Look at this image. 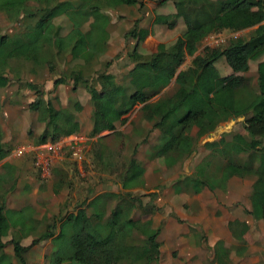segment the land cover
I'll use <instances>...</instances> for the list:
<instances>
[{
	"label": "trees",
	"instance_id": "1",
	"mask_svg": "<svg viewBox=\"0 0 264 264\" xmlns=\"http://www.w3.org/2000/svg\"><path fill=\"white\" fill-rule=\"evenodd\" d=\"M73 1L0 0V12L10 21L21 24V20L23 23L27 20L19 32L0 34V88L7 87L12 79L7 73H12L13 61L20 63L24 60L32 68L43 65L52 68L55 54H49L44 48V41L52 32L55 36L60 34L62 25H55L54 20L64 15L69 30L63 35L62 50L73 41V28L83 31L85 43H75L71 47V67L68 73L56 77L52 84L57 87L71 81L73 90L80 85L87 90L92 103L89 135L97 136L105 130L115 134L117 126L124 124L134 106L141 103L139 115L150 124L149 131L161 128V142L153 149L151 156L160 159L165 166L172 167L186 155L181 150V144L204 113L215 115L210 124L211 129L230 118L243 117V128L249 139L236 133L231 141L220 137L204 143L212 155L217 156V174L207 173L206 180L196 176L179 179L175 191L179 192L178 184L181 182L189 192L199 193L204 187L210 190L224 188L234 176L254 177L248 213L264 221V59H261L264 55V22L258 24L246 39L235 37L223 46L205 45L199 54H195L204 38L225 28L220 16L232 12L230 26L239 30L238 15L252 14V9L257 6L264 9V0H235L232 3L226 0H175L176 12L157 15L154 23H162L172 29L177 20L181 19L185 26L181 36L169 46L159 43L154 52L147 53L140 47L147 32H132L137 39L129 57L135 64L128 72L127 86L120 84L115 75L107 72L109 61L104 63L102 69H96L95 63L100 62V55L108 41L110 17L105 9L135 5L139 0ZM33 20L40 21L43 26L33 24ZM210 23H213L212 29L208 27ZM186 55L192 58L187 67L179 70ZM220 59L231 70L227 75H221L217 68ZM93 62L94 66H91ZM251 63H255V85L244 75L252 67ZM89 68L94 70L95 75L91 80L84 73ZM14 74L19 80V74ZM172 79V93H163L156 100L150 101ZM26 86L35 93V98L27 107L36 113L38 123L42 124L39 135L31 138L32 144L47 141L55 143L80 130L73 112L56 108L50 99L44 97L45 91L37 83L27 81ZM193 93H199L202 101L195 103L191 98ZM74 107L76 111L82 109L79 102H75ZM130 124L134 126L133 121ZM31 133L32 129H27L26 134ZM3 136L0 126V161L10 153L6 142H3ZM106 137L98 136L94 145H102ZM144 141L146 137L140 140ZM140 142L135 143L133 153L120 174L125 192L105 191L93 195L75 211L60 219L56 235L53 231L55 225H50L48 230L33 238L27 246L22 245L18 239L10 240L9 244L18 262L27 264L25 254L30 248L40 240L51 238L53 249L48 255L49 264H159L161 243L158 236L161 227L155 226L151 218L142 221L138 231L133 225L132 211L142 205L137 204L139 199L133 196L131 190L145 185V168L136 157ZM234 143L249 148L247 158L242 160L236 157L232 148ZM95 155L99 159L105 157L108 160H101L103 163L116 166L109 153L95 150ZM58 187L55 185L54 192H58ZM155 194L151 193V196ZM115 199L118 201L111 210L114 220L111 224L104 217L109 204ZM153 207L149 204V209L145 206L142 210L145 214H152ZM8 229L4 206L0 205V239ZM229 229L238 243L245 244L244 234L249 229L246 222L233 219ZM245 250L244 247H236L237 254H243ZM213 252L214 264H232L229 248L222 240L214 244ZM5 257L4 252L0 253V264H11L4 261Z\"/></svg>",
	"mask_w": 264,
	"mask_h": 264
},
{
	"label": "rangeland",
	"instance_id": "2",
	"mask_svg": "<svg viewBox=\"0 0 264 264\" xmlns=\"http://www.w3.org/2000/svg\"><path fill=\"white\" fill-rule=\"evenodd\" d=\"M174 1L171 0L173 4ZM105 11L110 17L107 27L108 41L105 50L100 55V62L95 63V68L102 69L104 63L109 61L110 65L107 69L115 76L124 73V78L127 76L125 72L131 67L130 50L136 44L135 37L129 30L132 27L130 17L129 15L116 17L119 11L117 8H107ZM252 11V14L238 15L239 31L230 26L233 20L232 12L220 16L225 28L204 38L195 54H199L205 45L223 46L235 37L243 39L249 37L252 28L264 22L263 8L257 6ZM26 21L23 23L21 20V24H18L10 21L4 13L0 12V34H15L21 30ZM54 21L55 25H62L60 34L55 36L52 32L44 41V48L49 51V54H55L52 68L46 65L32 68V65L24 60L20 63L13 61L11 63L12 73H7L12 79L7 87L0 88V120L7 122L4 130L7 139L5 144L11 151L17 145L31 142V138L37 137L42 130V124L38 123L36 113L27 107L28 103L35 98L34 91L26 86L27 81L37 83L45 91L44 97L50 99L56 108L78 112L76 118L81 127L77 133L64 136L56 141L63 148L58 155H55L54 161L47 165L46 170L36 163L38 158L47 155L46 152H41L39 147H36L35 151L28 150L29 152L18 158L7 157V164L15 161L20 164L14 167L15 171L11 169L13 166L0 164V204H5V219L9 220L12 235L15 237L14 232H17L20 225L25 228V233L29 230L34 232L35 237L48 230L50 225L51 227L55 225V228L51 230L56 232L60 219L75 211L95 193L110 190L125 192L121 187L120 174L133 153L135 143L140 142L144 137L142 130L137 129V124H140L139 115L135 118L137 124L131 127L129 124L119 125L120 129L116 130L115 134H110V131L105 130L97 136L89 135L92 103L88 99L87 90L80 85L74 91L71 81L59 84L60 89L58 90L52 84L56 77L68 73L71 67V47L75 43H85L84 33L81 29L73 28V41L68 48L62 50L63 35L69 30L67 29L68 21L65 16L57 17ZM32 23L43 26L37 20H33ZM178 23L184 25L182 20ZM208 27L212 29L213 23H210ZM170 31L171 29L161 25V30H152V37L148 39L159 43V39L170 38L168 35ZM171 43L166 42L165 45L169 46ZM141 49L143 50L142 47ZM155 50L156 48L153 52ZM58 51H60L59 54L56 53ZM147 53L152 52L147 51ZM191 58L192 56L186 55L184 61H190ZM261 59H264V55ZM253 65L255 63H251L252 67L244 75L252 85H255ZM91 66H94V62ZM91 68L84 72L90 80L95 76ZM217 68L221 75H227L226 68L229 69V67L223 59L218 60ZM230 71L229 69V73ZM14 72L19 74V80L16 79ZM48 88L50 89L46 90ZM173 90L174 85L166 89V93H172ZM75 102L81 103L80 111L75 110ZM213 117V115H205L194 124L196 127H194V135L185 137L181 144V150L186 155L172 167L165 166L160 159L148 155L152 144L157 141V133L152 132L147 148L145 146L137 148L136 156L140 155L144 162L145 185L131 190L133 196L138 197L140 201L137 204L142 205L132 211L133 225L138 231L142 221L151 218L155 226L161 227L158 236L161 243L159 264H214L213 245L218 240H222L225 246L231 249L232 264H264V221L255 219L248 213L254 177L234 176L228 180L224 188L217 187L210 190L204 187L199 193L189 192L182 182L178 184V188L182 184V191L176 192L174 189L177 180H183L186 176H196L206 180L207 173L217 174V156H213L209 148L204 146L205 142L218 140L220 137L231 141L236 133H241L249 139L243 128V117L230 118L211 129L210 124ZM26 129H32V133L27 135ZM156 129L161 130L160 127ZM104 135H107L105 142L100 146H95L94 142L97 137ZM48 142L41 143V147L46 146ZM33 146L36 145L33 144ZM232 148L236 157L242 160L248 157L250 150L247 146L234 143ZM43 149L47 151L45 147ZM95 150L109 153L116 166H110L107 162L103 163L101 160H108L105 157L104 159L96 157ZM74 151L78 153L74 154ZM55 185H59L58 192L53 190ZM151 193L156 194L153 197ZM117 201L115 199L108 206L104 217L108 223H114L111 210ZM149 204L154 206L152 214H145L142 209L145 206L149 209ZM12 207H20V210L12 209ZM233 219L244 221L249 226L244 234L245 244L242 245L246 250L243 254L234 253V248L242 247V245L233 238L230 232L229 224ZM18 230L20 231V228ZM9 245L6 243L3 247L0 242L6 255L4 261L20 264L18 258L16 259L11 253L12 245ZM25 258L27 264H36L31 253H26ZM44 261L46 262V258Z\"/></svg>",
	"mask_w": 264,
	"mask_h": 264
},
{
	"label": "crops",
	"instance_id": "3",
	"mask_svg": "<svg viewBox=\"0 0 264 264\" xmlns=\"http://www.w3.org/2000/svg\"><path fill=\"white\" fill-rule=\"evenodd\" d=\"M173 1V0H172ZM228 3H232V2H234L235 0H226ZM74 2V1H73ZM117 9H119V11H117V13H116V17H122V16H127V15H129V19H130V21H131V29H129L131 32H138L139 30H143V31H146L147 32V35L146 36H148V35H151V31L152 30H161V25H162V27H163V25L164 24H155L154 23V19L156 18V16L157 15H167V14H173V13H175L176 12V8H175V5L171 2V0H139V2L137 3V4H135V5H121V6H119V7H117ZM106 12V11H105ZM229 13V12H228ZM225 15V14H224ZM232 15H233V13H232ZM64 16V15H63ZM60 17H62V15L60 16ZM66 18V17H65ZM179 20H181V19H178L177 20V24H176V26L174 27V28H172L171 29V31H170V33H168V35L170 36V38L169 39H166V40H164V39H159L158 40V42L159 43H163V44H165L166 42H169V43H171V42H173L177 37H179V36H181V34H182V32H183V30H184V28H185V26L184 25H180V23H178L179 22ZM222 20V19H221ZM223 22V21H222ZM263 23V22H262ZM260 24V23H259ZM151 25V26H150ZM258 26V25H257ZM257 26H255V28L257 27ZM252 29H254V28H252ZM240 30V29H239ZM239 30H237V31H239ZM173 33L175 34V35H173ZM129 35V34H128ZM173 35V36H172ZM138 36V35H137ZM137 38H134V41L136 40ZM131 49H133V47L131 48ZM197 51H198V49H197ZM130 52H131V50H130ZM189 62L190 61H184L183 62V65L182 66H180V68H179V70L181 69V68H185V67H187V65L189 64ZM134 64H135V62H133V61H130V68H128V70L125 72L126 74H127V76L126 77H124L123 78V74L122 73H119V75H117V76H115V78H116V80L120 83V84H122V85H128V83H127V81H128V72H129V70L134 66ZM99 68V67H98ZM108 66L106 67V70H107V72H109V73H112V72H110L108 69ZM227 70H226V74H228L229 73V69L228 68H226ZM113 74V73H112ZM114 75V74H113ZM174 85V79H172L171 80V82L167 85V86H165V87H163L162 89H161V91L159 92V93H157L155 96H153L151 99H150V101H154V100H156L160 95H162L163 93H166L167 91H166V89H168L170 86H173ZM98 87V86H97ZM50 88H48V89H46V90H49ZM58 89H60V85L59 86H57V90ZM75 91V90H74ZM191 98H192V100L195 102V103H199V102H201L202 101V97H201V95L199 94V93H193L192 95H191ZM88 99H90V95L88 96ZM142 106V104L140 103V104H137V105H135L134 106V109H133V111L131 112V113H129L128 115H127V121L124 123V124H121V125H128L129 124V127H131V124H130V121H133L134 122V124H137V121L135 122V118H136V115H139V108ZM59 109V108H58ZM91 111H92V108H91ZM74 113V112H73ZM74 115H75V118L77 117V115H78V112H76V113H74ZM205 115H213V114H210V113H204L203 114V116L201 117V119L205 116ZM90 116H91V114H90ZM214 117H213V119L215 118V115H213ZM76 120L79 122V120L76 118ZM138 120H139V122H140V124L138 123L137 124V129L139 130H142L141 131V133H142V135H144V137H146V142L144 141V142H142V143H140L139 144V149L140 148H143L144 146H145V148H147L149 145L148 144H150V138H151V134H152V132H154V133H157V135H156V138H157V141L156 142H154L153 144H152V146H151V149H150V151L148 152V155H151V153H152V151H153V149L161 142V137H160V129H154L152 132H150L149 130H150V124L147 122V121H145L140 115L138 116ZM89 121H90V118H89ZM79 125H80V127H81V124H80V122H79ZM0 126H1V129L3 130V132H4V130L6 129V127H7V122H5V121H1L0 120ZM141 126V127H140ZM194 127H195V125L191 128V130H190V133H189V136H193L194 135ZM90 128H91V124H90ZM196 128V127H195ZM120 128H119V126H117V128H116V130H119ZM133 130V129H132ZM149 131V132H148ZM26 132H27V129H26ZM25 132V133H26ZM147 134H149V135H147ZM6 138H5V135L3 136V142L5 141L6 142ZM63 142V141H62ZM33 142H27L26 144H30V145H33L32 144ZM42 145L40 144V145H36V147H39V150H41V152H46L43 148L45 147V146H43V147H41ZM69 146H72V145H69ZM181 148H182V145H181ZM139 149H138V151H139ZM12 150V149H11ZM146 150V149H145ZM32 153V152H31ZM22 156V155H21ZM9 157H14V158H18L19 156H11L10 155V153L5 157V158H3L1 161H0V164L2 165V164H4V165H6L7 163L6 162H8V158ZM137 157V159L138 160H140L142 163H144L143 162V160L141 159V157H140V155H137L136 156ZM18 165H20L18 162H13V163H9V164H7V166L8 167H10V166H13V168H11L12 170H16V169H14V167H18ZM190 176V175H189ZM186 177H188V176H186ZM195 177V176H194ZM145 179V178H144ZM183 184V183H182ZM182 184H181V186H179V192L180 191H182L183 190V186H182ZM18 186H19V182H18ZM122 187V186H121ZM175 189V188H174ZM185 189L187 190V188H186V186H185ZM110 191H112V192H114V193H120V192H116V191H114V190H110ZM102 193V192H101ZM98 194H100V193H95L94 195H98ZM0 205H2V206H4V211L6 210V207H5V204L4 203H2V204H0ZM12 209H17V210H20V207H12ZM6 220V222H7V224H8V226H9V229H8V232L0 239V242H1V245L3 246H6V243L9 245V242H10V240H12V239H18V240H20V243L22 244V245H24V246H27V245H29L30 243H31V241L33 240V238H36L35 237V234H34V232H32V231H27V233H25L24 232V230H25V228L24 227H22L21 225L18 227V228H20V231L18 230V228H17V232H14L15 234H16V237L15 236H13L12 234H13V231H12V227H10V223H9V220L8 219H5ZM56 233H57V230H56V232H55V235H56ZM5 237V239H3ZM37 237H39V236H37ZM51 238H49V239H43L41 242H39V243H36V244H34L31 248H30V250L28 251L29 253H31V256L32 257H34L35 258V260H34V262L36 263V264H49L48 263V255H49V253L52 251V249H53V245H52V242H51ZM26 241H28V242H26ZM26 242V243H25ZM217 242V241H216ZM215 242V243H216ZM214 243V244H215ZM225 245V244H224ZM242 245V244H241ZM3 246V247H4ZM214 246V245H213ZM9 247V249H11V246L9 245L8 246ZM236 247H239V246H236ZM236 247L234 248V253H237V251H236ZM242 247H244L243 245H242ZM227 248H229V247H227ZM245 248V247H244ZM2 252H4L3 251V249H2V247L0 246V253H2ZM27 252V253H28ZM11 253H13L12 251H11ZM229 257H230V259L232 260V258H231V249L229 248ZM44 258H46V262L44 261ZM232 262H233V260H232ZM12 264V263H11Z\"/></svg>",
	"mask_w": 264,
	"mask_h": 264
},
{
	"label": "built area",
	"instance_id": "4",
	"mask_svg": "<svg viewBox=\"0 0 264 264\" xmlns=\"http://www.w3.org/2000/svg\"><path fill=\"white\" fill-rule=\"evenodd\" d=\"M158 24V23H155ZM152 37L151 35L145 36L142 41H141V47L145 52H153L155 48H157L159 43H155L154 41L149 40L148 38ZM214 38V37H213ZM215 41H218V39H215ZM36 146L30 145V144H21L15 146L11 151L10 155L11 156H21L29 151H35ZM47 149L46 153L47 155L44 156L43 158H38L36 161L37 164L42 165L43 170L47 169V165L51 162H53L55 155H58V152H60L63 148V146L58 145V142L55 143H47L45 146ZM29 150V151H28ZM74 154H77L78 151H74ZM43 159V160H42Z\"/></svg>",
	"mask_w": 264,
	"mask_h": 264
},
{
	"label": "clouds",
	"instance_id": "5",
	"mask_svg": "<svg viewBox=\"0 0 264 264\" xmlns=\"http://www.w3.org/2000/svg\"><path fill=\"white\" fill-rule=\"evenodd\" d=\"M158 24H159V23H158ZM143 51H144V50H143ZM182 65H183V64H182ZM182 65H181V66H182ZM233 119H235V118H233ZM48 143H50V142H48Z\"/></svg>",
	"mask_w": 264,
	"mask_h": 264
}]
</instances>
